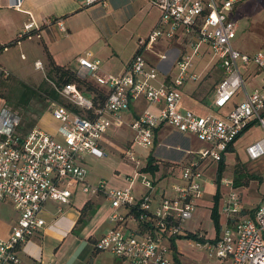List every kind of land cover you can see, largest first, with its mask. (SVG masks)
<instances>
[{
  "label": "built area",
  "instance_id": "2783aa9c",
  "mask_svg": "<svg viewBox=\"0 0 264 264\" xmlns=\"http://www.w3.org/2000/svg\"><path fill=\"white\" fill-rule=\"evenodd\" d=\"M242 1L149 0L159 10L157 21L146 37L139 38L140 49L121 72H100V61L89 51L78 57L81 77L90 75L106 90L102 106L94 107L92 98L74 82L61 86L52 82L66 99L65 103L52 100L48 105L59 123L57 134L37 125L20 132L19 115L9 107L1 109L0 199L10 200L18 217L8 236L0 239V264H21L19 247L46 225L40 213L43 204L49 200L68 204L77 187L89 197L101 195L109 201L110 227L94 240L97 250L133 264H176L172 243L177 236L192 232L194 236L186 238L187 243L202 248L210 257L228 259L229 264H264V198L253 214L247 215L233 173L223 170L217 180L218 162L243 128L250 122L264 127V47L250 52L234 44L238 25L233 10ZM11 5L18 7L20 0H12ZM53 22L64 28L60 17ZM40 36L39 25L30 20L13 44ZM159 39H180L186 44L173 63L172 73H161L142 52ZM9 46L0 44V51ZM208 49L221 71L213 89L214 110L199 114L182 107L183 91L187 82L201 75L192 69L194 55ZM34 66L44 68L40 60ZM256 72L262 75V83L248 88L247 77ZM237 96L239 100L234 102ZM138 99H144L148 107L125 120L122 112ZM228 105L233 106L220 110ZM123 124L132 130L131 141L121 153L133 164L132 172L124 177L125 185H111L102 178L90 181L83 155H105L100 144L103 135ZM164 125L194 134L206 145L187 149L184 159L168 164L158 161L153 171L143 169L156 133ZM133 144L148 149L144 162L135 156ZM244 150L250 160L263 156L264 135L246 144ZM209 183L212 198L218 194L220 229L217 232L215 228L212 234L202 229L188 231L185 222ZM35 264L50 263L38 260Z\"/></svg>",
  "mask_w": 264,
  "mask_h": 264
},
{
  "label": "crops",
  "instance_id": "0c3cea01",
  "mask_svg": "<svg viewBox=\"0 0 264 264\" xmlns=\"http://www.w3.org/2000/svg\"><path fill=\"white\" fill-rule=\"evenodd\" d=\"M11 2L12 0H0V44L7 43L14 39L16 37V34L23 28V25L26 22L33 20L37 25L41 27V36L35 37L36 43H34L33 45H29V49L31 47L36 49V56L33 59V66L36 60H40L43 63L48 62L44 48V45H46L54 61L60 64H67L72 66L77 70V74L80 77L82 71L80 70L78 57L89 51L92 54V58L98 59L100 61L99 57H102V55L107 56L106 52H108L109 54L112 50L113 53H115L112 48L108 49L109 44L106 43V37L99 34L101 33L102 29L104 32H107L109 26L113 24L112 15L120 16L122 14L130 13V11H133L136 7L132 5L134 0H94L92 2H88L87 0H20V5L18 7L12 6ZM146 2L150 5L151 8H153V5L150 4L149 0H146ZM240 3H238L235 7H237ZM158 15L159 12H157V14L155 13V16H152L150 28L155 25ZM59 17L63 20V29H59L53 22ZM97 37H102L101 39L103 40L104 44L102 46L101 52L104 53L100 54V51L98 50V45L95 43V41H98L97 39L95 40V38ZM24 40H22L20 44L13 45L19 46V57L22 59H27V51L24 48H20V46L22 47ZM167 43L169 44V46ZM185 47V42L180 39H159L152 44L150 49H144L142 52L147 61L157 66L161 73H172V71H169L168 69L170 65L169 63H171L173 66L176 57H178V55L185 49ZM137 48H139V44L135 45L133 52L125 62L112 67V70H109V67L106 66H99V71L112 73L121 72ZM9 49L10 46L7 50L0 51V76H3L2 71H6L7 73L9 71L19 77V75L12 72L13 68H10L8 63L9 57L5 56V52L9 51ZM80 49L83 50L80 51ZM159 53H163L164 57L159 58ZM21 54H24L25 57H21ZM151 55L153 56V58H151ZM208 62H210L209 59ZM206 72L207 71H204L202 68L199 71V73L201 74L200 77L194 81H189L186 84L189 85V83L198 81L204 74H206ZM89 76L90 75L86 74V77L83 78L94 81V79L91 76L89 78ZM246 83L247 85H251V87L247 86L248 88L260 85L262 83V75L259 72L250 74L247 77ZM97 86L104 88L99 84ZM186 90L187 89H184L183 91V108L192 109L199 114L214 110L212 105V98L207 102L209 105H185V103H188L189 101H192L193 104L197 102V100L190 95H188L189 99H187V96L185 97ZM1 94L2 93H0V105H6L5 97L1 96ZM238 100L239 97L233 98L234 102H237ZM204 106H206V109L208 110L206 112H201ZM232 106L233 105H228L227 107L220 110L226 111ZM3 107L4 106L0 107V111ZM144 107H148V103H146L144 99L133 101L130 104V107L125 110V113L128 115V119L130 120ZM149 107L152 109L155 108L154 106ZM42 113L43 117L41 123L38 124L37 119V123L35 125L38 124V126L43 128L44 130L52 134H57V127L59 125L58 121L52 117L49 110L43 111ZM42 113L40 115H42ZM106 137L107 134H104L100 141L102 148L103 143L107 142L108 138ZM234 145L235 144H233L232 146ZM87 156L94 157L90 154H84L82 160L85 165V158ZM122 179V183L115 186L125 185L124 177H122ZM239 186L242 191V202L244 207L243 212L247 215H252L254 208L263 200L264 195L255 196L254 194V197L253 194L252 196L247 195L241 187L243 186V184H240ZM137 187L140 188L139 186ZM246 196H251L253 200H250L251 197L246 198ZM213 199L214 198L209 201L205 200L203 197L198 202V205L194 210L192 217L185 222L184 227L186 230L192 231L196 229H202L207 232V229H205L202 225L201 221L203 220L200 219V214L202 212L203 206H209L210 216ZM4 201L5 200H0V239L8 236L12 226L15 224L18 217V212L17 214L12 212L7 213L4 210ZM86 201H89L91 207L95 206V210L94 212L87 213L85 215V222L84 224H82L81 222H77V219L80 215V209ZM108 212L109 201L105 197L101 195L89 197L88 195L83 193L79 187H77L75 192L72 194L70 202L68 204H59L55 201L50 200L45 202L40 213L41 216L44 217L46 225L19 247L18 255L21 264H35L38 260L50 264H77L73 258V250L71 251V241H74L76 239L77 234H85L86 238L91 240L94 246V240L104 232H106L110 227V222L108 221ZM190 222L194 223L193 225L195 226L193 228H190L187 225ZM74 224V227L77 228L75 231L72 230ZM214 229L215 226L213 223V232ZM96 233H98V235H96ZM68 235H71V239L69 241L70 243H68L64 248V242ZM178 239L179 238H177V240L175 241L177 255L179 251L184 253L186 252L189 256L191 248L189 247V245H187V243L184 245V247H179L177 244ZM62 247L64 249H62ZM94 251L96 253L95 256H97L99 252L104 250H97L94 247ZM110 254L113 256L111 258L113 260V264H133L128 259L117 257L112 253ZM182 255L183 254H181V257ZM224 260H226V264H229L228 259Z\"/></svg>",
  "mask_w": 264,
  "mask_h": 264
},
{
  "label": "rangeland",
  "instance_id": "374dc122",
  "mask_svg": "<svg viewBox=\"0 0 264 264\" xmlns=\"http://www.w3.org/2000/svg\"><path fill=\"white\" fill-rule=\"evenodd\" d=\"M132 5L136 6L130 13L122 14L120 16L112 15L113 24L109 26L107 32L103 29L99 35H104L109 44L108 49L110 53L106 52L107 56L102 55L100 58V67H112L125 62L131 55L136 44H139V38L146 37L149 31L154 27H151L152 16L159 12L156 6L153 8L146 2V0H134ZM234 20L236 21L237 36L234 39V44L246 51H254L257 48L264 47V0H244L237 7H235ZM101 28V26H100ZM141 36V37H140ZM139 37V38H138ZM102 37H97L98 41L95 43L98 45V50L101 53L103 40ZM24 40V39H23ZM36 38L24 40L22 47L27 53V59L19 57L18 45L10 46L9 51L5 52V56L9 57L8 63L10 68H13V73L19 75L16 76L8 71L6 75L0 76V93L5 98H8L12 103L5 102L6 105H0L9 107V109L17 113L20 117L19 130L25 132L31 126L41 123L43 113L40 115V110L48 111L49 102L46 98H32L27 105L14 106V101L19 95L21 85L20 82L24 81L32 86H37L44 78H46L47 63H43V69H37L33 66V59L36 56V49L29 45H33ZM168 44V43H167ZM165 46V45H164ZM169 46V44H168ZM206 48V47H205ZM207 49V48H206ZM83 49H80V51ZM94 50V49H93ZM202 50V49H201ZM194 55L192 69L199 72L202 68L207 71L198 81L189 83L184 86L185 97L190 95L197 100L195 104L189 101L185 105H209L207 102L212 98L213 89L220 78L219 71L221 68L215 59H210L209 52H201ZM104 51V50H103ZM151 58L153 56L151 55ZM214 64L212 66L211 62ZM169 71H174V67L169 63ZM206 66V67H205ZM205 67V68H204ZM18 68V69H17ZM17 70V71H16ZM6 72V71H5ZM90 78V76H89ZM94 84L95 83L93 80ZM189 86V87H188ZM251 87V85H247ZM239 97V96H237ZM64 103L66 99L60 97ZM60 100H56L61 102ZM130 107V106H129ZM204 106L201 112H206L208 109ZM40 115V116H39ZM122 117L125 120L128 119V115L125 111L122 112ZM37 124V126H38ZM107 142L103 143V151L105 155L102 157H91L85 158L86 165L88 166V179L90 181H96L98 179H106L109 184L118 185L122 183V177L129 172H132V163L126 162L122 157L121 153L128 147V143L132 137V130L127 124H123L120 127L111 128L107 132ZM264 135V127L259 124H254L246 131H244L234 142V150L229 151L225 156V173L234 172L235 168L243 169L246 173H252L255 176L244 178L242 176L241 181L244 183L242 189L247 195L254 194L255 196L264 195V155L256 160H250L247 158L244 147L246 144L260 138ZM206 145L203 141L196 138L194 134H188L174 129L169 125H164L158 129L156 133V140L153 148L151 149L152 154L164 164L163 160L177 161L184 159L187 149H197L201 146ZM132 149L134 150L135 156L145 161L144 154L147 152V148L137 146L133 144ZM247 181V182H245ZM213 193V186L209 183L204 188V199L211 201ZM251 196H246L249 198ZM3 203V208L7 213H16L17 210L8 199ZM250 200H253L251 197ZM202 219V225L207 229L208 234L213 232V223L209 216V206H203L200 214ZM194 223L187 224L190 228H193ZM98 235V233H96ZM71 235H68L65 242L64 248L70 243ZM187 243L186 238L178 239V246L184 247ZM71 251L73 250V258L77 264H113L111 259L113 256L106 251H101L95 256L93 242L86 238V235L77 234L76 239L71 241ZM189 245L191 248L190 255L188 256L185 252L178 251V258L181 264H226V260L219 259L216 257H210L206 252L195 245ZM62 247V249H64ZM75 250V252H74ZM181 254L182 257H181ZM116 263V262H115Z\"/></svg>",
  "mask_w": 264,
  "mask_h": 264
},
{
  "label": "trees",
  "instance_id": "16d2710c",
  "mask_svg": "<svg viewBox=\"0 0 264 264\" xmlns=\"http://www.w3.org/2000/svg\"><path fill=\"white\" fill-rule=\"evenodd\" d=\"M39 30H41V27L39 26ZM16 38L12 39L11 41L5 43L7 45H13V41ZM45 48V52L47 55V71H46V78H44L37 86H32L29 85L28 83L21 81L20 85H21V89L19 92L18 97L16 98V100L14 101V106H24L27 105L29 103V101L34 98V97H38V98H46L48 101H52V100H60L61 96L59 95V93L56 91L55 86L52 84V82L55 85L61 86L64 83H68V82H74L76 83L79 88L82 89V91L90 96L93 100L94 103V107H100L103 105L104 100L106 98V90L100 86H97L96 84H94L92 81H90L87 78H82L77 74V70L75 68H73L70 65L67 64H60L57 63L56 61H54V59L52 58L51 54L49 53V50L47 49L46 45H44ZM140 48H137V50H139ZM3 96V95H1ZM4 97V96H3ZM5 102L7 103H12L8 98H5ZM61 103H64V101H62L61 99ZM68 104V103H66ZM70 106V105H68ZM40 112L42 113L43 110H40ZM40 113V114H41ZM257 124L256 122H250L249 124H247V126H245L243 128V130L237 135V138L244 132L246 131L248 128H250L252 125ZM32 127V126H31ZM29 129V128H28ZM229 151L234 150V146L230 145L228 148ZM160 161L158 160L153 154L152 152H148L147 154V160H146V166L143 167V169H150L151 171H153L154 169L157 168V162ZM164 164H168L171 160H163ZM225 168V157L223 156L220 161L218 162V173H217V180H219L220 176L222 175V171ZM234 183L235 185H240V184H244L241 181L242 176H247L244 178H249V177H253L255 176L254 174H245V171L243 169H239V168H235L234 172ZM247 182V181H245ZM217 197L218 194H214L213 198H214V202L213 205L211 207V212H210V216L213 220L214 226L217 230V232L220 229V225H219V214L217 211ZM95 210V206L91 207V204L89 203V201H86L85 204L82 206V208L80 209V215L77 219V222H81L82 224H84L85 222V215L87 213H92ZM75 224L72 227V230L75 231L77 228L74 227ZM194 236V233L192 232H188L186 234L183 235H179L177 236L178 238H192ZM173 246V255L174 258L176 260L177 264H181L178 255H177V248H176V244L173 242L172 243Z\"/></svg>",
  "mask_w": 264,
  "mask_h": 264
}]
</instances>
